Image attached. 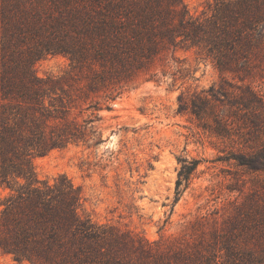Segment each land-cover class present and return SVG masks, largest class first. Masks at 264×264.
Segmentation results:
<instances>
[{
	"label": "trees",
	"instance_id": "16d2710c",
	"mask_svg": "<svg viewBox=\"0 0 264 264\" xmlns=\"http://www.w3.org/2000/svg\"><path fill=\"white\" fill-rule=\"evenodd\" d=\"M185 47L210 58L223 77L217 88L180 95L177 114L190 115L217 141L220 161L257 176L238 218L212 233L213 245L190 250L83 217L81 189L66 175L40 180L34 164L56 149L98 145L101 113L111 110L117 91ZM54 55L68 56L71 71L37 75L35 64ZM261 71L264 0H216L202 16L184 0H0V257L28 264H264V95L251 84ZM200 164L178 159L173 204ZM235 230L260 254L249 248L242 259Z\"/></svg>",
	"mask_w": 264,
	"mask_h": 264
},
{
	"label": "rangeland",
	"instance_id": "374dc122",
	"mask_svg": "<svg viewBox=\"0 0 264 264\" xmlns=\"http://www.w3.org/2000/svg\"><path fill=\"white\" fill-rule=\"evenodd\" d=\"M184 2L194 16L210 15L216 4V0ZM35 71L40 77L63 75L71 71V61L66 55L49 56L35 64ZM224 76L227 83L233 82L232 76ZM222 77L198 49L169 53L154 71L140 73L117 91L111 110L101 113L98 145H70L36 158L38 178L53 182L61 175L69 177L82 191L80 214L95 223L184 250L198 243L213 245L212 233H224L238 218L237 208L247 201L257 176L220 161L225 154L219 153L217 141L177 109L180 95L217 88ZM251 84L264 95V71ZM180 157L201 164L190 187L173 204ZM234 233L232 243L242 259L249 248L260 254L253 240L240 230ZM220 246L216 243L217 252ZM221 253L218 257L225 263L226 251ZM0 264L28 263L3 255Z\"/></svg>",
	"mask_w": 264,
	"mask_h": 264
}]
</instances>
